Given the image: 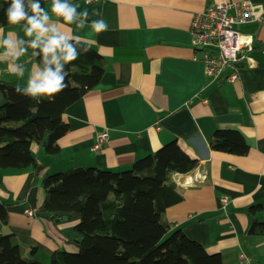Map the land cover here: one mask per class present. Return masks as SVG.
<instances>
[{"label": "clouds", "instance_id": "clouds-1", "mask_svg": "<svg viewBox=\"0 0 264 264\" xmlns=\"http://www.w3.org/2000/svg\"><path fill=\"white\" fill-rule=\"evenodd\" d=\"M27 7L30 8L32 15H29L25 10V0H11L5 14L10 24H19L21 21H27V25L30 27L26 28V35L37 34L36 42L32 44L34 49L43 44L41 48L44 63L43 70L30 74L27 85L24 87L17 86L16 88L17 93L39 102L41 98L53 97L68 86L65 83V78L68 75L65 71V66L78 59L81 51L87 53L89 48L83 47L79 39L76 40L75 44L69 43V40L73 39V37L68 34L58 33L55 27L51 28L52 35H48L50 29L45 25L49 17L41 9L39 0H27ZM76 7L79 6H70L67 0H64V2L52 0L53 14L62 18L67 24L74 22V18L77 15ZM81 15L87 18L89 15L88 10L85 9ZM91 15L102 16V13L98 10H93ZM77 27L83 29L85 25L78 23ZM91 28L95 32L100 33L108 29V24L103 18L96 19L91 21ZM44 38H46V42ZM4 43L11 47L9 41ZM78 48H80V51L77 50ZM49 56H51V59H49ZM17 75L23 77V70Z\"/></svg>", "mask_w": 264, "mask_h": 264}]
</instances>
